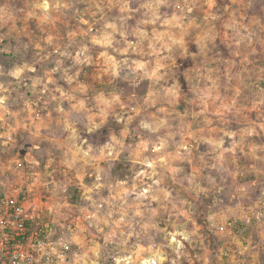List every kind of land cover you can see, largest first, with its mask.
<instances>
[{"label": "clouds", "instance_id": "obj_1", "mask_svg": "<svg viewBox=\"0 0 264 264\" xmlns=\"http://www.w3.org/2000/svg\"><path fill=\"white\" fill-rule=\"evenodd\" d=\"M0 264H264V0H0Z\"/></svg>", "mask_w": 264, "mask_h": 264}]
</instances>
